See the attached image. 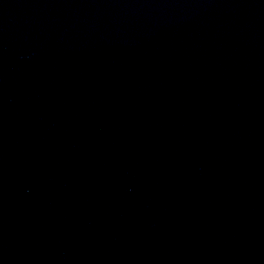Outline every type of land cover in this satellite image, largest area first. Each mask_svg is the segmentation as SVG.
<instances>
[{
	"label": "water",
	"instance_id": "1",
	"mask_svg": "<svg viewBox=\"0 0 264 264\" xmlns=\"http://www.w3.org/2000/svg\"><path fill=\"white\" fill-rule=\"evenodd\" d=\"M0 264H264V0H0Z\"/></svg>",
	"mask_w": 264,
	"mask_h": 264
}]
</instances>
